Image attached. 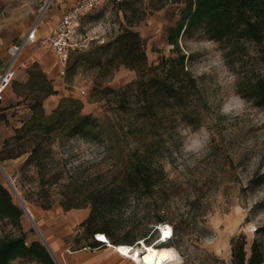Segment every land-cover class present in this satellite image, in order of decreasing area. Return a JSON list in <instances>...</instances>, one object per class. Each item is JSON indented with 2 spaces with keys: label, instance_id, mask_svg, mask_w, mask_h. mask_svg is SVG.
<instances>
[{
  "label": "rangeland",
  "instance_id": "rangeland-1",
  "mask_svg": "<svg viewBox=\"0 0 264 264\" xmlns=\"http://www.w3.org/2000/svg\"><path fill=\"white\" fill-rule=\"evenodd\" d=\"M121 1L107 0L84 17L80 26L84 49L105 43L121 32L126 23V5H121ZM132 1L137 6L135 9L128 6L127 13L135 21L141 18L135 29L145 41L149 62L158 63L163 56L172 53L167 29L179 18L184 3L169 0L160 9L148 10V0ZM48 2L0 0V40L3 43L0 56L7 52L12 42L19 40L33 24L39 23L49 13L54 0L43 12ZM181 45L185 50L199 54L191 70L206 85L212 107L202 112L200 125L173 120L159 129L160 135L142 129L131 132L130 115L118 106L115 94L102 93L100 89L103 86L98 88L96 85V81L104 80L105 85L119 89L134 80L136 71L124 65L110 75L101 76L99 68L81 64L73 78L66 76L63 79L59 75L52 78L58 71L54 65V52L32 43L22 57L26 64L16 69L13 79L25 82L28 68L36 61L43 69L49 64L51 68L47 74L53 79L58 94L46 99L47 111L54 109L62 96L73 95L84 101L85 112L93 113L104 124V138L99 141L76 136L63 144H56L60 166L64 164L68 169L62 181H67L69 175L83 176L86 178L84 189L95 193L99 191L98 184L111 183L133 161L148 158L153 175L151 190L132 193L124 204L111 206L121 215V237L131 229L132 236L147 234L148 239H143L144 243L156 244L162 234L156 229L160 223L156 219L158 215L169 213L166 222L174 228V247L179 253V259L169 264H231L234 238L244 235L248 250L255 237L264 244V182L257 187L250 183L252 178L264 174V106L253 104L238 92L241 77L245 73L261 75L264 64L256 45L249 46V54L244 61L231 63L220 43L203 32L183 39ZM46 51L50 55L43 57L41 62L38 52ZM20 99L12 88H8L0 104V151L4 140L13 135L15 128L31 114L25 103L18 104ZM134 99L135 93L130 92L126 100L131 101V108L134 107ZM152 139L157 140L150 143ZM22 162V158L7 159L3 166L30 208L56 261L62 264L47 229L51 226L55 231H66V240H72L71 248H77L88 241V234L75 217L89 213L91 207L66 211L60 203L64 188L57 183L49 191L52 207H43L36 168L28 170L27 178H24L17 171ZM98 175H101L100 179ZM0 181L11 189L15 201L20 204L1 167ZM38 211L45 212L46 220ZM176 226L181 228L180 233L176 232ZM24 232L28 242L42 241L26 212L19 223L0 217V238ZM12 264L44 263L36 259L16 258Z\"/></svg>",
  "mask_w": 264,
  "mask_h": 264
},
{
  "label": "trees",
  "instance_id": "trees-1",
  "mask_svg": "<svg viewBox=\"0 0 264 264\" xmlns=\"http://www.w3.org/2000/svg\"><path fill=\"white\" fill-rule=\"evenodd\" d=\"M167 1L148 0L147 9H160ZM171 1H183L184 5L177 21L167 29V41L173 46L172 53L163 56L158 63L149 62L145 41L135 29L141 18L135 21L127 13L128 6L134 9L137 6L132 0L120 2L126 5V23L115 38L90 49L81 47L70 52L68 78L75 76L81 64L99 68L101 76L112 74L121 65L136 71L137 77L119 89L105 85L104 80L96 81L98 88L103 86L100 91L114 93L118 106L130 115L128 123L131 132L142 129L160 135L159 129L173 120L198 126L201 124L202 112L211 109L206 85L191 70L199 54L185 50L181 45L183 39L203 32L220 43L226 58L234 64L244 61L249 54V46L256 45L258 56L264 64V0ZM241 79L238 92L253 104L264 106V72L258 76L245 73ZM9 88L21 97L18 104L25 103L31 114L23 120L21 126L15 128L13 135L4 140L0 151L1 163L7 159L22 158L23 162L17 171L24 178H27L28 170L36 168L41 204L45 208L53 205L49 191L54 183L64 188L60 203L66 211L90 206L87 218L81 223L88 238L96 233H105L117 245H139L138 241L147 240V234L132 236L131 229L121 237V215L114 212L111 206L124 204L132 193L151 190L153 175L148 158L133 161L111 183L98 184L96 187L99 191L95 193L84 189L86 178L83 176L69 175L67 181H62L68 169L64 164L60 166L61 160L56 157V144H63L76 136L88 141H99L104 138L103 122L93 113L85 112L84 101L73 95L62 96L57 106L47 111L46 99L58 94V90L53 79L37 61L28 68V79L25 82L13 79ZM130 92L135 93L133 108L131 101L126 100ZM2 100L0 98V104ZM130 109L133 110L130 112ZM156 140L152 139L150 143ZM97 178L100 179L101 175ZM263 182L264 174L250 180L252 187ZM24 213L11 189L0 181V217L19 223ZM169 216V213H164L158 215L156 220L169 223L166 222ZM176 232H181L179 226H176ZM90 245L100 247L105 244L95 240ZM159 245L174 246V238ZM16 258L57 264L46 245L39 239L28 242L25 232L0 238V264H12ZM231 264H264L263 242L255 237L248 250L244 235L234 238Z\"/></svg>",
  "mask_w": 264,
  "mask_h": 264
},
{
  "label": "built area",
  "instance_id": "built-area-1",
  "mask_svg": "<svg viewBox=\"0 0 264 264\" xmlns=\"http://www.w3.org/2000/svg\"><path fill=\"white\" fill-rule=\"evenodd\" d=\"M52 1L53 0H49V2L46 3L47 7L50 5V3H52ZM106 2L107 0H75L74 5L63 13L62 18L54 27V29H52V31L46 37L40 40V46L42 48L51 50L55 53L59 64V77L64 79L67 76V66L71 50L84 46L83 36L80 34V26L82 20L84 19V17L93 13L99 7L103 6ZM37 41V25H34L22 43H13L9 47L11 61L6 69L0 74V98H4V93L11 85L16 72L17 62L25 46L28 43H34ZM82 92L85 93V90H82ZM169 225L171 224L160 223L157 225V228L162 232V226ZM95 236L96 240L101 241L105 245H110V240L106 237L105 233H96ZM161 237L162 235L159 236L160 239ZM173 237L174 228L171 225V235L163 241L159 240L156 244L166 242ZM138 242L143 245V240H140ZM129 245L130 247L138 246L131 244ZM120 247L121 246H118L117 249L121 253H123L120 250Z\"/></svg>",
  "mask_w": 264,
  "mask_h": 264
},
{
  "label": "crops",
  "instance_id": "crops-1",
  "mask_svg": "<svg viewBox=\"0 0 264 264\" xmlns=\"http://www.w3.org/2000/svg\"><path fill=\"white\" fill-rule=\"evenodd\" d=\"M74 3L75 0H54L53 6L49 11V13H47V15H45L44 18H41L39 20L40 21L39 23L33 24L28 29L27 33L23 35L19 40L12 42L8 46L7 52H5L4 55L0 56V74L6 69V67L11 61V56L9 54V47L13 43H22L27 37L29 31L32 29V27L34 25H37L38 41L34 43L40 44V40L46 37L52 31V29H54V27L62 18L63 13L69 8H71L74 5ZM2 44L3 43L0 40V46ZM31 44L32 43H28L25 46L17 62V68L20 65L26 64V60H23L22 57L24 52L30 47ZM38 53L40 54V58H42L41 62H43V57H48L50 55L48 51H46L45 53L44 52L42 53L38 52ZM54 65L57 66L58 71L52 76V78H54V76H57L59 74V64L56 55H55ZM50 68L51 66L49 64H47V66L44 67L46 72H50L49 71ZM38 214L40 215V217L42 216L43 219L46 220L47 216L44 211H38ZM88 214L89 213L87 212L79 214L75 217V219L79 224H81L87 218ZM47 232L48 235H50V237L53 238L54 249L58 253L62 264H139L133 258L121 253L117 249V244H114L111 241H110V245L93 247L90 244L96 240V236L95 237L91 236L88 238V241L82 243L79 247L72 249L71 248L72 240L71 239L66 240L65 238L66 231L64 230L55 231V229L50 226L47 229Z\"/></svg>",
  "mask_w": 264,
  "mask_h": 264
},
{
  "label": "bare ground",
  "instance_id": "bare-ground-1",
  "mask_svg": "<svg viewBox=\"0 0 264 264\" xmlns=\"http://www.w3.org/2000/svg\"><path fill=\"white\" fill-rule=\"evenodd\" d=\"M46 8L47 6L43 9V12L46 10ZM162 229V237L160 239L161 241L167 239L171 235V225L162 226ZM165 232H168L169 234L165 236ZM118 246H121L120 250L125 255L133 258L140 264H169L179 259V253L174 246L146 244L144 241L143 246L138 245L135 247H130L129 244H121L117 245V248Z\"/></svg>",
  "mask_w": 264,
  "mask_h": 264
},
{
  "label": "water",
  "instance_id": "water-1",
  "mask_svg": "<svg viewBox=\"0 0 264 264\" xmlns=\"http://www.w3.org/2000/svg\"><path fill=\"white\" fill-rule=\"evenodd\" d=\"M0 167H1V169L3 170V172H4V174H5V176H6L7 180H8V182L10 183V185H11V187H12V189L14 190V192H15V194H16V197H18V200H19V202H20V205L22 206V208L24 209V211H25V212H26V213L32 218L34 224L36 225V228H37V230H38V232H39V234H40V236H41V238H42L43 243H44V244L46 245V247L48 248V250H49V252L51 253V255H52L53 259L55 260V262H56L57 264H59V263L56 261V259H55L54 255H53V253L51 252V250H50V248H49V245H48V242H47V240H46L44 234L42 233V231H41V229L39 228L38 224H37L36 221L34 220V216H33L32 212L30 211V208L28 207V205L26 204L25 200H24V199L22 198V196L20 195V193H19V191H18L16 185L14 184V181L12 180V177H11V176L8 174V172L5 170V168H4L3 164L1 163V161H0Z\"/></svg>",
  "mask_w": 264,
  "mask_h": 264
},
{
  "label": "snow or ice",
  "instance_id": "snow-or-ice-1",
  "mask_svg": "<svg viewBox=\"0 0 264 264\" xmlns=\"http://www.w3.org/2000/svg\"><path fill=\"white\" fill-rule=\"evenodd\" d=\"M169 233L168 232H165V236H167Z\"/></svg>",
  "mask_w": 264,
  "mask_h": 264
}]
</instances>
